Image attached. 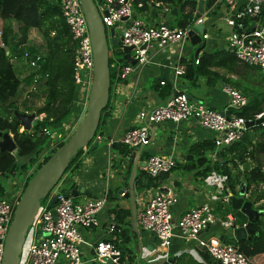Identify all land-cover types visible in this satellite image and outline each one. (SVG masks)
Instances as JSON below:
<instances>
[{
  "label": "crops",
  "instance_id": "obj_1",
  "mask_svg": "<svg viewBox=\"0 0 264 264\" xmlns=\"http://www.w3.org/2000/svg\"><path fill=\"white\" fill-rule=\"evenodd\" d=\"M175 1L183 2L184 0ZM191 1L195 2L196 9L192 15L191 25H187L185 29H190L197 25V20L194 19L197 1ZM170 5H166L168 7L167 13H163L161 9H153L151 7H147L143 11L135 9L134 17L148 28L164 24L171 29H179L178 18L180 9L176 5ZM248 5L249 0L205 1V12L201 20H203L206 39H204V46L197 58L204 54L212 55L218 51H228L232 54L228 48V40L232 33L235 32V29L229 27L226 21L235 12L242 11ZM188 12V9H186L184 13ZM243 21L246 24L244 25V31L251 32L258 28L264 30V7L259 10L256 18H245ZM2 26L3 23L0 21V31H2ZM124 26V23L117 25L114 28L115 32L121 35ZM31 31L29 32L30 36H28L29 42L27 45L30 48L28 52H34L35 56L41 57L45 53V45L43 51H37L31 41ZM199 48L200 46L198 45L192 46L189 40L182 45L165 48H160L157 43H153L147 54L150 63L142 67L135 64L132 66L134 67V73L129 79L120 85L115 84L112 87L105 112L109 117L100 127L101 141L97 149L83 155L77 172H69L62 177L59 191H64L61 190L62 186L68 187L65 189L68 192L76 187H81L83 192L77 193V197L72 198L82 197V202L99 198L104 189L108 192L107 204L97 216L98 227L88 231L79 230L82 238L80 247L82 264H103L94 259L93 247L97 242L118 240V243H121L127 240L126 238H129L127 248L131 251L133 259L128 261L127 257H125V264H213L212 259L203 249L196 245L195 242H188L178 238L175 230L174 237L171 239L167 249H160L158 238L154 233L142 231L137 225L136 229H133L130 202L126 194L129 192L128 181L135 165L136 176L133 183L135 214L150 196L156 193H163L176 199L175 204L171 207L173 224H176L180 217L190 209L205 205L212 208L216 221L215 225L203 231L200 234L201 238L215 237L219 239L225 235L228 239H231V231L227 229L231 227L232 229L239 228L247 223V218L244 215L231 209L230 195L232 194L224 189L225 180L223 178L216 174H211L205 180H200L194 177L193 172L183 170L188 163L195 160L190 153L191 147L204 141L213 142L217 136L213 132L202 129L197 121L188 120L178 124L168 122L151 125L149 127L151 138L147 146L140 151L129 149L130 152L126 155H122L118 150V145H121V137L127 131L140 125L137 119L139 112L163 105L172 96L173 68L179 64L195 68L193 65V61H195L194 54ZM119 64L122 65L121 63ZM244 67L246 66L240 65L237 61L235 62V67L231 66L229 69L212 66L208 68V73L212 75L211 85L208 84L209 78L206 75H201L194 84L182 76L177 79V88L191 97L194 100L192 101L193 103H200L209 109L221 112L227 110L229 104L228 98L222 91L224 86L222 82L230 80L237 84L241 91H245L243 96L247 104L253 102L257 107L264 109V79L258 68ZM161 82H165L166 86L169 85L170 94H166V86L165 84L161 86ZM26 89L25 94L33 93L35 92V85L31 84ZM263 114L256 116L255 120L258 117H264ZM42 118L43 116L36 117L35 115V121ZM66 123L68 122L62 123L60 127L63 128ZM254 132L251 133L252 140H262L259 136H253ZM261 136H264V134ZM151 156L170 157L174 159L176 166L169 174L162 175L163 177L158 182L155 181L153 185L138 190L135 188L137 180L143 184L148 182L143 167L145 161ZM209 157L215 158L211 154ZM25 178L26 176H23L22 179L11 181L12 186H9V190L12 191L13 195L22 187ZM5 183L9 182L6 180ZM12 187L16 188L13 189ZM241 189L244 190L243 184L240 187L238 186V194L235 197L239 196ZM123 192L125 194L121 197L120 193ZM243 198H246L245 191ZM115 207L129 213L124 220V226L118 225L119 230L117 231L114 229L117 224L113 222V217L110 213V210ZM111 228H113L112 231L110 230ZM38 233V230L30 228L23 246L25 241L27 243L30 240L37 242L39 240ZM130 245L133 247H130ZM22 256L23 247L20 262L24 259ZM58 264L65 263L60 260Z\"/></svg>",
  "mask_w": 264,
  "mask_h": 264
},
{
  "label": "built area",
  "instance_id": "obj_2",
  "mask_svg": "<svg viewBox=\"0 0 264 264\" xmlns=\"http://www.w3.org/2000/svg\"><path fill=\"white\" fill-rule=\"evenodd\" d=\"M60 9L61 18L68 32L70 43L73 47L72 73L73 83L77 87L80 103H87V96L93 77L92 47L84 15L77 0H52ZM99 11L101 21L106 30L122 25L121 42L118 46L120 53L124 48L131 47V59L136 61L139 67L150 63L148 49L153 43L160 48L182 45L188 40L190 29H171L160 24L154 28L145 25L136 17L134 10H144L147 7L161 9L168 12V7L155 0H101ZM198 1V0H196ZM264 7V0H249V5L242 11L235 12L228 18L226 24L231 28H237L240 34L232 33L228 40L229 51L236 61L243 66L258 68L264 77V30L255 29L251 32L244 31L242 21L245 18L254 19L259 10ZM201 23V19L196 24ZM2 32L0 31V38ZM203 40L206 36L203 35ZM0 48H4L0 43ZM111 59L119 64L114 53H110ZM17 60L23 62L27 69H36L40 61L39 56H30L25 51L20 57L11 58L10 62ZM198 65L197 59L193 62ZM136 66V67H137ZM134 67L130 65L119 66L117 72V85L127 81L134 73ZM186 67L176 65L173 68V94L163 104L150 110H142L138 114L139 127L127 131L120 139V144L130 150L137 151L144 148L150 142L149 127L162 123H182L195 120L199 126L217 136L213 143L216 149L229 148L239 142L244 134L245 121L234 116L230 111H239L247 105L245 97L237 90L229 86H223L222 91L228 98V108L224 111H215L202 104H196L189 100L188 95L177 88V79L184 76ZM36 79L34 80V84ZM161 86L164 82L160 83ZM260 118V117H258ZM94 141H101L100 135H95ZM87 149L83 151L85 155ZM176 163L174 159L163 156H151L144 164L143 171L151 179L169 174ZM222 178V177H221ZM225 180V178H223ZM8 191L7 198L0 200V264L3 260L4 241L12 222L15 206L22 194V187L13 195ZM124 192L120 194L124 196ZM56 202L50 207L51 198ZM108 200V192L103 190L99 198L85 201L82 204L73 202V198L66 196L65 192L57 189L56 195H50L46 205L39 208L34 218L31 229L41 233L37 242L31 240L23 246L24 259L19 264H58L60 260L65 264H82L80 247L82 238L79 230H91L98 227L97 216L104 210ZM228 200V198H227ZM176 199L168 194L156 193L150 196L142 208L136 213L135 221L140 230L154 233L158 238L160 249H167L174 230L177 237L188 242H195L217 264H251L232 245L223 244L218 238H201L200 234L209 227L215 225V217L210 206H200L185 212L176 224L172 223L171 207ZM111 231L113 228L110 229ZM94 259L106 264H118L120 252L109 242L99 241L93 247Z\"/></svg>",
  "mask_w": 264,
  "mask_h": 264
},
{
  "label": "trees",
  "instance_id": "obj_3",
  "mask_svg": "<svg viewBox=\"0 0 264 264\" xmlns=\"http://www.w3.org/2000/svg\"><path fill=\"white\" fill-rule=\"evenodd\" d=\"M155 1L179 7V30L191 25L192 15L196 9L194 1ZM186 9L189 12L185 14ZM0 21L3 23L0 43L4 46V48H0V133L9 134L16 146L14 153L0 152V200H3L7 198V193L10 191L11 181L22 179L32 169L30 175L25 180L23 179V192L36 171L65 143V130L60 125L72 117L77 118L80 97L78 89L73 83V47L56 3L52 0H2L0 2ZM15 25L16 28H14ZM244 25H246L245 21L242 23V26ZM31 30H36L40 34L45 45V53L40 57L38 67L33 70L27 69L28 75L20 79L10 60L14 57H20L25 51L28 52L30 49L27 45L28 36ZM25 45L27 47L23 50L22 47ZM5 48L8 49V55L5 54ZM28 53L32 57L35 56L34 52ZM113 53L117 57L118 63L122 64L121 66L127 65L121 60L118 47ZM110 60L114 62L110 57L109 65ZM197 61L198 65L193 64L195 68L186 66L183 77L194 84L201 75H206L209 78V85L212 82V75L208 73L209 67H226L229 69L231 66L235 67L236 62L235 57L228 51H218L212 55L204 54L197 58ZM116 76V70L110 71V93L117 82ZM262 78L264 79V77ZM35 79V92L25 94L26 88L34 84ZM222 83L224 86H229L245 95V91H241L234 82L225 80ZM166 89V94H170L169 85L166 86ZM35 101H42L41 106L35 107L33 104ZM107 107L108 104L101 113L96 135L101 136L100 127L109 117L105 113ZM6 110H16L23 114L34 113L36 117L43 116V118L33 123L30 133L22 132L20 121L13 114L6 113ZM230 112L247 122H253L256 116L264 113V109L250 102L245 108ZM260 128H264V126H260ZM257 129L254 127L246 130L241 140L229 148L218 150L213 142L208 141L193 145L190 153L195 160L188 163L183 170L193 172L194 177L200 180H205L211 174L225 178L224 189L232 196L238 194L237 188L243 184L245 200L252 205L254 210L263 214L259 215L258 220L252 225L253 234L249 240L240 241L235 247L249 263L264 264V170L259 160V156L264 154V141L252 140L251 133L256 132ZM53 137H56L55 141ZM118 150L122 155L130 152L123 145H118ZM86 153H89L88 149ZM210 154L214 155L215 158H210ZM82 158L83 151H80L71 160L64 176L69 172H77ZM22 159L24 161L20 162ZM145 177L148 182L143 184L137 180L135 182L136 189L151 186L163 176L152 180L147 176ZM6 180L9 183H5ZM110 213L113 222L117 224L114 228L117 231L119 230L118 225L124 226V220L129 213L121 211L118 207L110 210ZM126 239L121 243H118V240L107 241L120 252L118 264H125V257L128 261L133 259L131 251L127 248L129 238Z\"/></svg>",
  "mask_w": 264,
  "mask_h": 264
},
{
  "label": "water",
  "instance_id": "obj_4",
  "mask_svg": "<svg viewBox=\"0 0 264 264\" xmlns=\"http://www.w3.org/2000/svg\"><path fill=\"white\" fill-rule=\"evenodd\" d=\"M1 1L2 0H0V2ZM77 1L87 24L93 61V77L87 96L84 117L73 131L72 135L59 149L56 150L51 158L36 171L24 188L15 206L12 222L4 241V253L1 264H19L25 237L33 224L34 218L36 217L42 202L49 198L53 189L60 183L71 160L75 158L80 151H84L86 148L89 153L95 151L99 144L98 141H94V137L99 126L101 113L108 104L110 96L109 50L110 48H117L119 46L121 35H118L114 28L107 31L103 26L101 15L105 16L106 13H101L98 9V6L102 3L101 0ZM205 1L206 0L197 1V10L194 15L195 20L201 19L204 15ZM241 32V30L235 28L236 34H240ZM203 35V20H201V23L194 25V27L188 32V40L190 44L192 46H200L194 54L195 59H197L199 52L204 46L205 42L202 38ZM131 50V47L124 48L120 58L127 65L134 66L136 61L131 59ZM4 51L5 54L8 55V49L5 48ZM188 98L190 101H194L191 97L188 96ZM5 112L13 114L20 121L22 132H31L32 124L35 121L34 114H23L16 110H6ZM263 125L264 117H261L253 122H247L245 124V130ZM141 149L142 148H140L139 151ZM15 151L16 146L12 137L7 133H0V152L14 153ZM135 176L136 165L132 168L128 181L129 192L126 194V197L129 198L130 202L131 225L133 229H136L133 191ZM82 192L81 187H76L70 192L65 191V195H70L75 198L77 197V193ZM243 197V189L240 190L238 197L230 195L231 209L239 211L244 215L247 218V223L239 228H228L227 230L231 231V239H228L225 235L219 238V240L225 245L235 246L240 241L249 240L250 236L253 234L252 225L258 220L259 215L263 214L260 211L254 210L252 205ZM55 202L56 199L52 197L49 203L50 207L54 206ZM40 235L41 233L39 232L38 236L40 237ZM106 264H111V262L108 261ZM213 264H217V262L213 261Z\"/></svg>",
  "mask_w": 264,
  "mask_h": 264
},
{
  "label": "rangeland",
  "instance_id": "obj_5",
  "mask_svg": "<svg viewBox=\"0 0 264 264\" xmlns=\"http://www.w3.org/2000/svg\"><path fill=\"white\" fill-rule=\"evenodd\" d=\"M14 28H16V25L14 26ZM31 33H32V35H31V41H32V44L34 45L33 47L37 51H43L44 50V42L41 39L39 33L36 30L31 31ZM22 49L23 50L26 49V45H25V47H22ZM115 49H116V47L110 48V50H109L110 53L113 52ZM12 64L14 66V69H15L16 73L20 77V79H23V78H25L28 75L29 72L27 71V68H25V66H23V62L21 60H17V61H15ZM119 66H120V64H117V63L113 62L112 60H110L109 69H110L111 72L117 70V68ZM33 104H34L35 107H39V106H41L42 101H37V102L35 101ZM78 110H79V114H78L77 118L76 117H72L69 121H67L68 123H66V124L63 125V128L62 129H64L65 132H66V133L64 132L65 133V136H66V140L72 135L73 131L76 129V127L78 126V124L80 123V121L83 119L84 113H85V102L79 103ZM138 127H139V125H138ZM257 128L258 129L256 130V132H254L253 136H259L260 139H262V141H264V136H261V135L264 134V128H260V126L257 127ZM53 139L55 141L56 140V137H53ZM23 161H24V159L20 160V162H23ZM260 161H261V163L263 165V170H264V155L260 156ZM31 172H32V169L30 171H28L24 176L27 177L28 175H30ZM60 184H61V181L53 189V191L51 193L52 195H56L57 194V189L59 188V185ZM67 188L68 187H65V186L63 187L62 186L61 187V190L67 191V190H65ZM82 200H83L82 197H80V198H77V199H73V202L74 203H77V204H82L84 202V201L82 202ZM45 205H46V201L42 202V207H44ZM130 247H133V246L130 245ZM140 264H143V263H140Z\"/></svg>",
  "mask_w": 264,
  "mask_h": 264
}]
</instances>
